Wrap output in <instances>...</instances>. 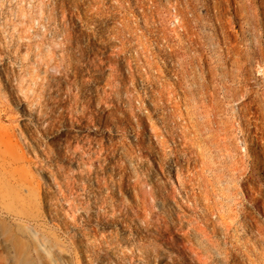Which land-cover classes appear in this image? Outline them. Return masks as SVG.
Listing matches in <instances>:
<instances>
[{"label": "rangeland", "instance_id": "rangeland-1", "mask_svg": "<svg viewBox=\"0 0 264 264\" xmlns=\"http://www.w3.org/2000/svg\"><path fill=\"white\" fill-rule=\"evenodd\" d=\"M0 264H264L260 0H0Z\"/></svg>", "mask_w": 264, "mask_h": 264}, {"label": "bare ground", "instance_id": "bare-ground-1", "mask_svg": "<svg viewBox=\"0 0 264 264\" xmlns=\"http://www.w3.org/2000/svg\"><path fill=\"white\" fill-rule=\"evenodd\" d=\"M243 1H246V0H243ZM250 2V1H249ZM260 2H261V5L263 6V8H264V0H260ZM242 5V4H241ZM244 6V5H243ZM249 6V5H248ZM251 12V11H250Z\"/></svg>", "mask_w": 264, "mask_h": 264}]
</instances>
